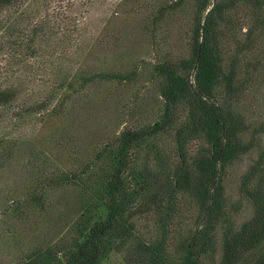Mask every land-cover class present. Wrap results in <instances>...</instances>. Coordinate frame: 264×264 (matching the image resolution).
Returning a JSON list of instances; mask_svg holds the SVG:
<instances>
[{
	"label": "rangeland",
	"instance_id": "obj_1",
	"mask_svg": "<svg viewBox=\"0 0 264 264\" xmlns=\"http://www.w3.org/2000/svg\"><path fill=\"white\" fill-rule=\"evenodd\" d=\"M198 18L197 0H23L2 12L0 90H14L17 100L0 105V264L65 257L106 169L95 164L98 151L123 131L161 119L167 77L160 68L180 71L193 58ZM217 39L239 88L230 98L221 84L217 100L230 101L252 145L224 178L227 212L238 230L255 213L243 179L264 155V0H234ZM12 42L18 44L6 46ZM179 110L185 119L187 110ZM178 126L133 152V166L177 165ZM202 147L199 139L187 150L195 155ZM174 202L163 221L167 201L139 198L128 213L131 235L107 248L99 264H177L201 220L191 195L180 193ZM224 227H216V250L202 264H221Z\"/></svg>",
	"mask_w": 264,
	"mask_h": 264
},
{
	"label": "trees",
	"instance_id": "obj_2",
	"mask_svg": "<svg viewBox=\"0 0 264 264\" xmlns=\"http://www.w3.org/2000/svg\"><path fill=\"white\" fill-rule=\"evenodd\" d=\"M215 1L212 5L211 0H197L199 18L194 33L193 58L184 61L180 71L170 66L160 68L167 77L162 89L166 105L161 119L147 128L123 131L98 151L95 164L99 161L107 165L99 175L98 187L93 191L88 209L77 222V236L66 247L65 257L49 253L43 261L37 259L35 264H99L107 248L131 235L127 226L128 213L139 198H149L156 203L167 201V209L161 212L163 221H167L180 193H187L196 201L201 228L186 243L177 264H202L201 259L209 250L215 252V229L223 222L221 264H264V155L242 182V192L255 208L253 218L236 230L227 212L224 189L227 168L235 159L249 152L252 145L245 143L243 121L232 110L230 101L221 103L217 100L221 84L224 83L230 98L235 97L239 88L235 84L236 68L232 67L228 72L224 69L217 39L219 23L234 0ZM22 2L0 0V30L2 12ZM205 12L207 14L203 17ZM41 29L38 27L36 33ZM17 44L12 42L6 46ZM105 76L111 81L116 78L110 74ZM16 100L14 90H0L1 106L10 107ZM180 108L187 110L185 119L177 117ZM177 123V165L169 167L167 162L160 160L164 165L159 170L151 171L145 167L138 171L133 166V152L149 146L150 140ZM199 139L205 141L206 147L190 155L188 144ZM93 206L98 209L95 213Z\"/></svg>",
	"mask_w": 264,
	"mask_h": 264
}]
</instances>
